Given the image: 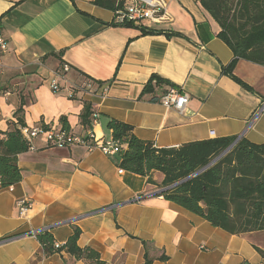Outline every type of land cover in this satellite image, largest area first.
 Returning a JSON list of instances; mask_svg holds the SVG:
<instances>
[{
  "label": "crops",
  "instance_id": "1",
  "mask_svg": "<svg viewBox=\"0 0 264 264\" xmlns=\"http://www.w3.org/2000/svg\"><path fill=\"white\" fill-rule=\"evenodd\" d=\"M167 1L173 21L156 28L170 36L112 25L116 11L92 0H0L9 42L0 54V130L20 116V125L83 132L89 103L99 113V139L113 137L107 123L114 118L158 148L234 135L264 143V65L238 59L234 74L251 89L244 87L224 72L235 55L200 0ZM64 63L69 81L91 77L106 83V94L54 92L50 79ZM154 74L169 82L141 96ZM170 86L190 95L182 112L161 102ZM35 145L18 154L22 180L0 188V264H94L66 250L46 255L37 235L27 234L49 231L65 244L75 227L78 244L96 249L104 264H264V230L214 226L160 195L162 173L150 183L119 172L118 154L47 147L40 138ZM23 197L33 201L26 216L16 207Z\"/></svg>",
  "mask_w": 264,
  "mask_h": 264
},
{
  "label": "trees",
  "instance_id": "2",
  "mask_svg": "<svg viewBox=\"0 0 264 264\" xmlns=\"http://www.w3.org/2000/svg\"><path fill=\"white\" fill-rule=\"evenodd\" d=\"M92 2L118 12L125 8L127 0ZM200 2L218 25V36L234 52L233 60L223 66L224 72L251 89L234 74V68L240 58L264 65V0ZM121 25L136 26L131 23ZM141 29L144 34H175L157 28ZM165 82L169 81L154 74L141 96L154 92ZM91 113V105L86 103L82 114L84 125L91 124ZM17 118V123L24 124L23 118ZM20 124L13 123L8 130H0V188L16 184L23 177L18 166V154L29 150V144L20 132ZM107 127L122 146L118 154L119 166L148 176L150 183H156L152 178L153 172L162 173L164 177L159 187L164 190L160 195L166 199L232 234L264 230V143H254L241 137L224 153L236 141L238 136L234 135L192 141L179 147L158 148L152 142L137 137L132 132L133 127L125 122L111 118ZM80 233V228L75 227L60 247L55 246L56 241L49 231L40 232L37 237L46 255L66 250L77 259L104 264L96 249L78 244ZM149 262L147 260L145 264Z\"/></svg>",
  "mask_w": 264,
  "mask_h": 264
},
{
  "label": "built area",
  "instance_id": "3",
  "mask_svg": "<svg viewBox=\"0 0 264 264\" xmlns=\"http://www.w3.org/2000/svg\"><path fill=\"white\" fill-rule=\"evenodd\" d=\"M167 0H127L125 8L116 12V22L118 24L131 23L140 28H156L165 24H170L173 17L168 8ZM9 42L3 29L0 27V54L8 50ZM1 65V58H0ZM71 70L68 63L62 64L55 71V78L50 79V87L54 92L65 91L70 99H77L85 94L104 96L108 90L105 82L97 81L91 77H82L78 80L69 81L66 74ZM190 100V95L185 90L170 86L162 95L161 102L167 107L175 108L182 112ZM100 124L98 111H92L91 124L83 132H73L63 127L46 125L28 126L20 125L19 129L23 137L28 141L29 149H37L36 139H43L47 147H70L80 145L88 150L100 149L104 154L113 156L122 150L120 141L114 137L109 139H99L95 133V127ZM242 136H238L239 140ZM122 167L119 172H123ZM1 185V180H0ZM11 189L13 185L9 186ZM16 207L21 216H26L33 207V201L28 197L20 198L16 201ZM43 230H34L27 234L37 235ZM11 237L3 239L8 240ZM62 244L55 242L56 247Z\"/></svg>",
  "mask_w": 264,
  "mask_h": 264
},
{
  "label": "water",
  "instance_id": "4",
  "mask_svg": "<svg viewBox=\"0 0 264 264\" xmlns=\"http://www.w3.org/2000/svg\"><path fill=\"white\" fill-rule=\"evenodd\" d=\"M237 140H238V139H236V141H235L234 143H232V145H230V146L228 147V149H226V150L224 151V153L227 152V151H228V150H229V149H230V148H231V147L237 142ZM224 153H222V154H224ZM219 157H220V156H218L217 158H219ZM217 158H216V159H217ZM216 159H214V161H215ZM214 161H212L210 164H212ZM210 164H208L206 167H208ZM206 167H204L203 169H205ZM203 169H202V170H203ZM163 190H164V189H160L158 192L161 193Z\"/></svg>",
  "mask_w": 264,
  "mask_h": 264
}]
</instances>
